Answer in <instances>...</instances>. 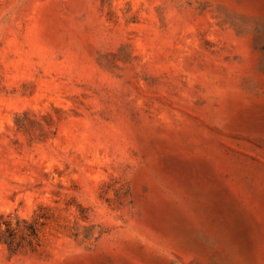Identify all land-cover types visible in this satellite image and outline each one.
I'll return each mask as SVG.
<instances>
[{
  "label": "rangeland",
  "instance_id": "rangeland-1",
  "mask_svg": "<svg viewBox=\"0 0 264 264\" xmlns=\"http://www.w3.org/2000/svg\"><path fill=\"white\" fill-rule=\"evenodd\" d=\"M0 264H264V0H0Z\"/></svg>",
  "mask_w": 264,
  "mask_h": 264
}]
</instances>
